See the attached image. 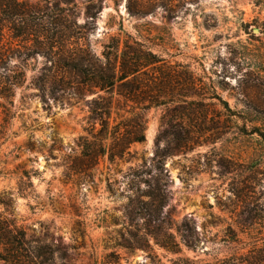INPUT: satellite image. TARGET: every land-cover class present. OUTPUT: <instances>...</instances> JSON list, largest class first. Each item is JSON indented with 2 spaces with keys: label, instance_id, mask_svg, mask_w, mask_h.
<instances>
[{
  "label": "rangeland",
  "instance_id": "374dc122",
  "mask_svg": "<svg viewBox=\"0 0 264 264\" xmlns=\"http://www.w3.org/2000/svg\"><path fill=\"white\" fill-rule=\"evenodd\" d=\"M25 1L71 7L86 23L81 41L99 56L122 28L173 75L166 104L139 110L113 96L111 126L135 110L145 116L146 139L123 159L78 172L93 99L109 93L79 94L75 72L59 73L43 52L26 51L24 83L0 97V215L26 233L29 259L237 264L248 254L264 264V0ZM188 70L198 96H188ZM9 73L0 69L2 78ZM157 185L164 198L148 195ZM4 248L0 264H11Z\"/></svg>",
  "mask_w": 264,
  "mask_h": 264
},
{
  "label": "trees",
  "instance_id": "16d2710c",
  "mask_svg": "<svg viewBox=\"0 0 264 264\" xmlns=\"http://www.w3.org/2000/svg\"><path fill=\"white\" fill-rule=\"evenodd\" d=\"M87 1L95 7L102 0ZM118 2L115 0L116 5ZM67 3L70 4V1ZM55 7L30 5L25 0H0V69L11 71L4 78L0 77V97H10L15 88L24 83L26 71L22 65L30 56L26 51L31 47L36 49V54L43 52L57 72H75L79 94L93 90L108 92V96L98 94L93 99L91 112L95 122L89 135L80 137V155L74 157L72 169L87 173L101 158L106 157L110 162L123 159L132 144L146 139L145 116L135 110L128 111L129 116H120V121L111 126L115 108L113 96L123 97L139 110L166 104L172 100L169 90L173 75L171 66L146 41L122 28L124 36H113L104 45L101 56L97 55L89 44L81 41L86 23L74 19L75 12H68L71 7L68 9L57 4ZM73 37L76 39L74 42L70 41ZM5 40L9 41V46L5 47ZM31 41L35 45L29 46ZM55 48L60 53L50 55ZM14 58L16 62H13ZM186 73L188 96H198L197 77L190 70ZM225 106L232 111L227 102ZM260 134L264 137V133ZM162 192V187L157 185L148 195L154 199L158 196L164 198ZM228 228L232 230L231 226ZM231 238L236 240L235 231H232ZM0 244L5 247L1 259L11 264H29L32 260L29 259L32 253H25L28 247L24 230L1 215ZM261 257L264 258V255ZM236 259L237 264H260L261 261L260 257L248 254ZM33 264L37 262L33 261Z\"/></svg>",
  "mask_w": 264,
  "mask_h": 264
},
{
  "label": "water",
  "instance_id": "95a60500",
  "mask_svg": "<svg viewBox=\"0 0 264 264\" xmlns=\"http://www.w3.org/2000/svg\"><path fill=\"white\" fill-rule=\"evenodd\" d=\"M256 31H257V29H256Z\"/></svg>",
  "mask_w": 264,
  "mask_h": 264
}]
</instances>
